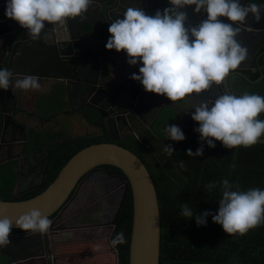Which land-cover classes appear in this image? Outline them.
Instances as JSON below:
<instances>
[{
    "label": "clouds",
    "instance_id": "obj_1",
    "mask_svg": "<svg viewBox=\"0 0 264 264\" xmlns=\"http://www.w3.org/2000/svg\"><path fill=\"white\" fill-rule=\"evenodd\" d=\"M91 3L92 0H6L4 15L35 39L45 28V22L63 25L67 18L86 12ZM169 5L162 11L157 10L153 16L139 8L128 7L122 19L110 23V37L105 47L124 51L129 65H142L139 74L133 73L130 79L139 81L146 92L177 101L193 93L199 94L213 84L219 85L246 59L248 49L237 42L240 29L233 25L244 23L249 14L259 22L264 5L248 3L242 6L239 0H169ZM190 5H195L197 13L203 10L207 18L196 27L186 28L187 15L180 9ZM218 17H226L232 23L222 22ZM12 75L8 69H0V89L7 90L10 84L21 90L40 88L37 77L25 76L12 82ZM192 108L195 111L191 119L199 124L194 131L209 148L215 147L214 141L229 149L249 147L264 135V120L257 119L264 112V97L258 94H222L211 106L201 102ZM164 132L172 141L185 139L176 125L167 126ZM203 143L194 153L189 149L186 155L201 156ZM173 151L171 145L163 148L169 156ZM216 187V182L206 185L209 191ZM220 190L216 214L205 211L194 215L184 204L181 215L194 218L198 226L206 224V218L212 216V221L229 235H243L264 222V190L241 191L239 184L234 185L228 179L220 182ZM51 223L39 210L33 209L17 219L15 227L25 232H47ZM12 228L13 222L9 218H0V247L10 244ZM124 243L122 231L110 240L113 247Z\"/></svg>",
    "mask_w": 264,
    "mask_h": 264
},
{
    "label": "water",
    "instance_id": "obj_2",
    "mask_svg": "<svg viewBox=\"0 0 264 264\" xmlns=\"http://www.w3.org/2000/svg\"><path fill=\"white\" fill-rule=\"evenodd\" d=\"M149 1L154 2V0H148L147 5H149ZM1 7L2 4L0 3V21L1 23L4 21L2 24L0 23V69L6 68L13 74L10 78L12 82L23 79L25 76H34L38 78L39 83L52 80V84L79 88L81 106L94 111L98 116H101L102 110L112 107L113 111L110 109V113H117L115 119H126L127 121L132 117V112L137 113V109L145 103V99H147L145 98V90L139 81L134 80L133 87L127 83L118 92L116 91L117 93L113 92L122 80L117 81V69L114 70L112 65L106 61V58H111V55L107 49L102 47V44L109 39L106 29L110 23L115 19H122L128 7H136L145 12V0H92L86 12L92 11L91 15H95L99 24H104L106 27L98 30L100 26L92 23L88 19L87 13L84 12L80 16L67 18L63 25L45 22V28L35 39L27 34L26 30L21 28L18 23L6 18L4 15L5 6ZM28 47L35 53L33 56L29 55L30 60L27 62L22 59L21 55ZM125 58L126 63L123 71L127 75L126 80H128L133 73L139 74V67L142 65L140 63L129 65L127 55ZM226 78L227 76L223 80L222 88L223 92L228 94ZM127 87H130L128 91ZM125 89L127 92L123 94ZM14 90L17 89L11 84L7 90L0 89L2 120L0 147L3 144L4 128L7 124H14L10 120L11 114H9L16 99ZM215 90L219 93L220 87L216 85ZM190 95L194 98L198 97L210 101V98L195 93ZM71 112V110H67L65 113ZM78 112V115L85 122L91 123L89 120L92 113H88L90 116L88 114L83 116L81 111ZM121 113L125 114L119 116ZM193 113L194 111H191L188 117ZM24 115L27 117L29 112L24 113ZM31 116L37 118L33 114ZM178 119L174 125L181 128V125L187 120L180 122ZM111 120L110 118L104 121L103 137L100 134V127H96L100 131L98 134H85L86 138L98 136L106 137V140L88 145L73 154L60 168L55 178L40 193L21 201L0 200V218H9L13 222L12 230L20 229L15 227V221L33 209L39 210L43 216L49 219L52 215L62 212L63 208L74 197L82 180L90 172L97 170L100 166H112L121 171L126 181L117 179L120 183L121 194L108 226L107 240L109 242L116 215L128 188L131 197V222L127 264H158L159 215L153 183L145 166L134 154L116 145L117 142L112 139L108 140L107 123L111 124ZM18 128L23 136L20 144L21 151L9 158L16 163V174L20 168L19 159L22 160V158L27 157L24 154L27 148V141L24 137L26 127L19 126ZM171 142L172 140L168 138L165 147ZM11 143L12 145L8 150L9 155H12L11 149L15 145L14 141ZM257 143L264 144V138H259ZM33 153H40L44 156L40 163L41 173L35 179V184L24 191L14 192L13 190L12 196H19L28 190L39 189L43 186L48 156L44 150L32 151L31 154ZM51 229L52 226L50 225L47 232H33L22 237L9 235L10 244L0 247V250L21 249L27 251L22 255L23 259L31 261L29 251L42 245L43 241H46L43 234L47 233L50 236ZM54 234H58V232H54ZM4 254L9 260L6 264L15 261L12 252ZM22 256L17 257L21 258Z\"/></svg>",
    "mask_w": 264,
    "mask_h": 264
},
{
    "label": "trees",
    "instance_id": "obj_3",
    "mask_svg": "<svg viewBox=\"0 0 264 264\" xmlns=\"http://www.w3.org/2000/svg\"><path fill=\"white\" fill-rule=\"evenodd\" d=\"M254 2L264 5V0ZM254 77L256 75L252 76ZM255 87L258 88V93L251 94L264 97V88L260 90L258 85ZM257 119L264 120V112ZM89 121L94 124L95 120L90 117ZM198 127L199 124L191 116L181 125L185 139L169 144L174 150L171 156L163 150L157 153L153 151L157 144L156 137H162L163 128L160 131L158 126L151 131L145 130L136 138L130 137L127 145L115 143L130 151L143 163L153 183L159 215L158 264H264V222L243 235H229L212 221V216L206 218V224L198 226L194 218L181 215V206L184 204L193 210L194 215L205 211L216 214L221 198L220 182L224 179L234 185L239 184L241 191L252 188L264 190V144L229 149L221 142L214 141L215 147L209 148L200 141L199 133L194 131ZM167 138L168 136L165 140ZM260 138H264V135ZM101 142V137L86 138L83 135L63 136L56 144L53 136L45 140L41 133L35 135L30 139L28 148L41 149L43 145H48V164L43 186L12 196L16 184V163L13 160L0 162V200L21 201L37 195L55 178L73 154L88 145ZM202 143L204 151L201 156L186 155L189 149L194 153ZM140 145L145 146V163L139 154L142 151ZM99 168L115 175L116 180L120 178L126 181L121 171L115 167L104 165ZM210 182L217 184L211 191L206 188ZM130 222L131 197L127 188L109 237L110 243L116 233L122 231L126 243L113 247L105 239L60 242L54 245L55 264H113L114 254L116 264H127Z\"/></svg>",
    "mask_w": 264,
    "mask_h": 264
},
{
    "label": "flooded vegetation",
    "instance_id": "obj_4",
    "mask_svg": "<svg viewBox=\"0 0 264 264\" xmlns=\"http://www.w3.org/2000/svg\"><path fill=\"white\" fill-rule=\"evenodd\" d=\"M147 1L148 0H145V14L149 16H153L157 10L162 11L165 7L170 6L169 0H154V2L149 1L150 2L149 5H147ZM0 3L2 4V7H3L5 6L6 0H2ZM239 3L242 6H246V4L248 3H255V2L254 0H239ZM194 8H195V5H190V6H185L183 9H180V11H184L187 15V19L185 21L186 28L196 27L207 18V14L203 10L197 13L194 11ZM260 15H261V19L259 22L254 21L251 17V14H249V16L246 17V20L244 23L233 25L234 28L239 27L240 31L236 37V40L238 43L241 44L242 47H245L248 49V54H247L246 59L242 61L241 64L236 69L230 71L229 74L227 75V78H226L227 85L226 86H227L228 94L239 96V95H243L244 93H248V94L258 93L259 90L258 88L255 87L256 85H258L260 90H263L264 88V11L260 13ZM88 19L91 20L90 17ZM218 19L225 23H232L231 21H228L226 17H218ZM91 21L92 23H95L96 25L100 26L98 30L101 29L102 27H106L104 24H99V20H97V18H94V20H91ZM86 28H88L87 25H86ZM106 30H107V36L110 37L108 28ZM191 39L192 37L190 36V40ZM106 43L107 42H104L102 44V47L105 49H106L105 47ZM107 51L111 55V58H106V61H108V63L112 65L114 70L117 69V81L122 80V82L118 85L116 90L113 92L117 93L127 83H129V85L131 86L135 84V81L130 78L126 80L127 75L123 71V68L126 63V58H125L126 53L124 51L116 52L114 49L113 50L107 49ZM29 57L30 56L28 55V58ZM255 75L256 77L252 78V76H255ZM45 83L46 82L40 83V87L45 86ZM222 83L223 81L218 85L220 87L219 93L215 90V87L217 84H213L209 89L198 94L200 96L210 98V101H207L206 99H202L198 97L194 98L191 95L186 96L185 98L181 100L170 101L162 95H156L154 93L145 91V98H147L145 99V103H143L139 107V109H137L138 110L137 113L132 112V117H130L128 121L126 119H123V120L115 119L117 116V113L116 114L110 113V109L111 111H113L112 107H109L110 109L106 108L102 110L101 116L100 115L98 116L94 111L88 110L85 106H81V103H82L81 99H78L77 102H71L69 100L67 107H65V109L62 110V112L60 113L61 114L65 113L67 110L72 111L69 114L67 113L64 114V116H67L66 120L72 116L77 115L79 113L78 111H81V114L83 116L88 113H92V117L95 121H94V124L91 123L89 125L92 126L95 131H93V133L92 132H88V133L98 134L100 131H98L96 127H100L101 132H102V133L100 132V134L102 137L104 136V127H105L104 121L105 119L109 120L111 118L112 119L111 124L107 123L108 130H109L108 140L112 139L113 141L117 143H122V144L127 145L128 140H130V137L136 138L137 136L142 135L145 132V130L151 131V129L153 128L155 129L156 126L161 127V126L167 125L168 120H171V125H174L178 118L180 122H182L183 120H187L192 115L191 114L188 117L190 112L195 111V109L192 108L193 105H198L201 102H207L209 103V106H211V103L219 95L226 94L225 92H223ZM129 88L130 87H127V91L129 90ZM127 91L125 89L123 94H126ZM15 98L16 99L14 101L13 108L11 109L12 111L9 113L11 114L10 120L14 124H7V126L4 128L3 144L0 147V162H5L9 160V158H11L14 154H17L21 151L20 144H21V140L23 139V136L21 135V132L18 127L19 126L26 127L24 137H25V140L27 141V148L25 149L24 154H26L27 157L22 158V160L21 158L19 159L18 163H19L20 168L18 169V173L16 174V184L13 188L14 192H19V191H24L29 186L35 184L34 183L35 179L41 173L40 163L43 161L44 156L40 153L31 154L32 151H38V152L39 150L46 151L48 148V145L45 144L42 146L41 149L40 148L30 149L28 148L30 144V139L40 133H41L42 138L45 140L48 139V136L43 135L44 131L42 130L45 129V126H46L44 125L43 121H41L38 125L35 126L32 123L26 122L27 119H24L26 117L24 113H22V115H24L25 117L22 116L23 119H19L18 116L20 115L19 113H17V111H15V109L19 108L20 97L18 94H16ZM101 102L103 101L101 100ZM164 108L169 110L167 111L168 118L166 119L165 124L163 123L161 125L160 120L163 119L162 117L163 113H161V111ZM123 114L125 113H121L119 116H123ZM172 117L174 118V122L172 121ZM53 122L55 125H57L56 127H58L60 132L61 130L62 131L65 130L67 126L71 127L68 124H64L63 121L57 120ZM85 123L88 124L87 122ZM169 123L170 122H168V124ZM39 126H41V128ZM1 129H2V120H1V115H0V134H1ZM57 135L60 136L61 134L57 133ZM59 136H57L58 140L54 141L56 144L61 139V138L59 139ZM154 136L156 137L157 135H154ZM156 138H157V144L155 145V148L153 149L154 153L161 152L163 150V148L165 147V142L168 140L169 137L166 140L163 139L162 137L161 138L156 137ZM102 140H106V137L102 138ZM11 141H14L15 145L11 149L13 151L12 155H9L10 153H8V150H9V147H11L12 145ZM140 146L142 147L141 149L142 151L139 152V154H140L141 160H143V162L145 163V158H146L145 157V146L143 145H140ZM150 152H152V149L150 150ZM115 180H116L115 175H112L108 173V171L101 169V168H97V170L90 172L82 180V182L78 186L75 192V195H74L75 197L77 194H79L78 199L80 197H83V200H81L80 202L82 204L81 206L82 209L80 211L86 210L89 206L92 207V205L85 206V204H88L90 202V199L87 195V192L85 191V188H88L90 184H93L94 186H98L101 188L103 187L102 186L103 184L105 183L108 184ZM118 193H119V189H117L116 193L114 192L115 201L113 202V204H117L119 201L120 193L119 194ZM74 197L71 199V201L68 204L74 201L73 200ZM100 199L101 198L95 201L99 203L101 202ZM106 201L107 200L103 202H106ZM61 214L62 212H59V213L52 215L49 218V220L52 222L51 223L52 233H50V236L47 233L45 235L43 234V237L46 238V241H43L42 245L36 246L34 249H31L29 251L31 261H27L23 259L22 255H24L25 252L27 253V251H22L21 249H16L13 251L0 250V254L4 255L3 256L4 259L1 264H6L9 261L6 254H4V253H9V252H12L13 253L12 256L15 257V261L11 264H51V263L53 264L54 245L57 244L55 240L59 237V235L61 233H64L65 231L85 229L87 226L89 227L88 224H81V222L76 223V225L73 227L71 225H67L68 223L67 219L61 218ZM110 222L111 220L109 221V223ZM54 232H58V234H54ZM30 233H33V232L11 230L10 235L22 237ZM17 256H22V257L20 258Z\"/></svg>",
    "mask_w": 264,
    "mask_h": 264
},
{
    "label": "crops",
    "instance_id": "obj_5",
    "mask_svg": "<svg viewBox=\"0 0 264 264\" xmlns=\"http://www.w3.org/2000/svg\"><path fill=\"white\" fill-rule=\"evenodd\" d=\"M87 15L90 17L91 20H94V18H96L95 15L91 16V12H86ZM94 17V18H92ZM4 22V21H3ZM35 53L34 50H32L30 47H28L27 50L24 51L23 55L22 56V59L26 60L27 62L30 60L28 58V55H31L33 56V54ZM53 81L52 80H47L46 83H45V86L43 87H40L39 89H36V90H21V89H17V90H14L16 94L19 95L20 97V100H19V108H16L15 111H17V113H19L20 116L19 119H23V117H25L24 115H22V113H26V112H29V115L27 117H25L24 119H27L26 122H29V123H32L33 125H38L41 121L44 122V125L45 126V129H43L42 131L43 132V135L44 136H53L54 137V141L58 140V137L59 135H57V133L60 134V130L58 129V127H56L57 125L54 124L53 121H57L56 118L59 114H61L60 112H53V111H49L47 113H45L44 111V106L41 104V102L46 99L48 96L50 98H48V101L47 103H50V102H56L58 100V98L62 99L63 102H64V107L62 110L65 109V107H67L68 105V102L69 100L71 102H77L79 98V88H72V87H68L66 85V87L62 84V86H56L54 84H52ZM53 88H56L58 89L59 88V92H56V91H53ZM69 88V89H68ZM57 95V96H54L53 95ZM31 114L35 115V117L37 118H33L31 116ZM65 117L63 120H58V121H63L64 124H68L69 126V129H74L76 130L78 133V135H74V136H83L85 134H90L88 132H92L95 131L94 128L92 126H90L89 124H86L83 119L77 114L75 116H72L70 118H68L66 120V117L67 116H63ZM12 118V117H11ZM41 118V119H40ZM13 119V118H12ZM91 124V123H90ZM59 126V125H58ZM41 128V126H39ZM73 136V137H74ZM63 137L62 135L59 136V139ZM56 138V139H55ZM85 183V182H84ZM83 183V184H84ZM88 188H85V191L87 192ZM112 190V189H110ZM113 195L114 194V191H113ZM79 197V194H77L75 197H74V201L71 202V203H75L77 206H80L81 205V200L83 197ZM102 200V198L100 199V201ZM79 201V202H78ZM105 204V203H104ZM116 205V204H115ZM77 206H74L73 210H79L78 212H76L74 214V216H78V217H75V219L77 218H80L81 217V213L84 211H80L82 209V207H77ZM92 207L94 208L95 206L92 205ZM95 208H98V207H95ZM107 209V208H106ZM105 209V210H106ZM87 228H102L101 224H97L96 227H86ZM76 230H70L69 232H75ZM103 231V229H101V232ZM109 232V230H108ZM107 232V234H108ZM101 234V233H100ZM107 234L105 235V237L103 238H89L88 237V234L85 233V234H82V235H87L88 238H80L81 235L78 237V239H76V241H84V240H99V239H105L107 242ZM70 241V240H69ZM75 241V240H73ZM67 242V241H65ZM108 245L110 246L109 242H108ZM3 254H0V264L2 263L3 261ZM54 259V258H53ZM116 255L114 254V259H113V264H116ZM52 264V263H51ZM53 264H55V261L53 260Z\"/></svg>",
    "mask_w": 264,
    "mask_h": 264
},
{
    "label": "rangeland",
    "instance_id": "obj_6",
    "mask_svg": "<svg viewBox=\"0 0 264 264\" xmlns=\"http://www.w3.org/2000/svg\"><path fill=\"white\" fill-rule=\"evenodd\" d=\"M56 86H59L58 84H54ZM53 91L59 92V88H53ZM54 96H58L57 95H53ZM48 98H50L49 96L44 99L41 104L44 106V111L45 113L49 112V111H53V112H60L62 111L63 107H64V102L62 99L58 98V100L56 102H50L47 103ZM166 108H164L161 113H163L162 117L163 119L160 120L161 125L166 122V119L168 118V113H167ZM64 114H59L56 118V120H63L65 117H63ZM171 119V118H170ZM172 121L174 122V118L172 117ZM169 123V125H164L161 127H158L157 129H159L161 131V129L163 128V130L161 131L162 133V138H166L168 135L167 133L164 132V129L167 126L171 125V120H168L167 123ZM79 132H77L74 129H69V127L67 126V128L65 130H61L60 134L62 136H66V137H73L74 135H78ZM117 184V186L115 185ZM118 184H120L119 182H117V180L113 181L112 184L110 183H105L102 186L103 187H98V186H94L93 184H90L87 190V195L90 199V202L86 205H93L95 207L98 208H93L91 206H89L86 210H84L81 213V217L77 218L74 220L75 217L78 216H74V214L76 212H78L79 210H73L74 206H77L75 203H70L67 206H65L63 208L62 214H61V218H66L68 223L67 225H71L72 227L76 225V223L81 222V224H88L90 227H96L97 224H101L102 228H85V229H77L75 232H69V231H65L64 233H61L59 235V237L55 240L56 243H60V242H65V241H73L76 239H78V237L81 235L80 238H104L105 235L108 232V226H109V221L111 220L112 217V213L114 211V207L115 204H113V202L115 201V195H113V191L116 193L117 189H120V186L118 187ZM112 189V190H110ZM94 197V199H93ZM102 198L101 202H97L95 200ZM83 200V198H82ZM107 200L106 202H103ZM79 202V201H78ZM105 203V204H104ZM82 204L80 206L77 207H81ZM107 208V209H106ZM106 209V210H105ZM71 219V220H70ZM70 220V222H69ZM101 229H103V231L101 232ZM88 234L87 235H82V234ZM101 233V234H100Z\"/></svg>",
    "mask_w": 264,
    "mask_h": 264
}]
</instances>
